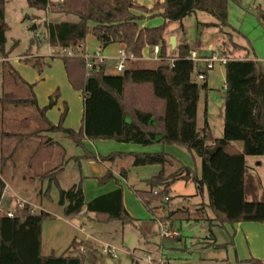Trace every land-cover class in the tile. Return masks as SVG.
Masks as SVG:
<instances>
[{"label":"trees","instance_id":"trees-1","mask_svg":"<svg viewBox=\"0 0 264 264\" xmlns=\"http://www.w3.org/2000/svg\"><path fill=\"white\" fill-rule=\"evenodd\" d=\"M7 1L0 0V58L4 60L2 70L10 77L15 76L19 80L18 84L26 88L32 97L18 99L7 91L3 93L2 101L14 106L32 105L44 114L54 105L53 101L39 109L32 91L33 85L24 82L7 62L10 57L4 50L8 31L4 18ZM26 3L29 8L44 13L47 0H26ZM227 3L228 0H163L148 10L137 6L133 0H62V4L52 7L50 11L75 16L78 22L45 24L46 41L52 48L77 51L85 37L91 34L101 48L120 44L133 58H140L145 47L160 46V58L165 62L168 46L164 36L168 23L181 22L186 16L200 12L215 20L214 27L227 28ZM134 11L144 14L158 12L157 16L163 19V24L157 27H140L139 21L143 19V15H137ZM255 16L264 26V10L256 7ZM240 49L246 50L234 43L225 45L222 49V54L228 60L224 64L221 138H213L206 124L201 129L197 127L200 90H205L206 84L203 82L199 86L195 82L193 74L200 72L202 67L195 66L188 59L190 49L186 45L177 48V56L173 58L172 65L164 63L153 70H124L116 75L107 74L104 63L87 69L81 57H61L70 86L82 94L81 125L78 131L62 128L65 107L60 123H48V130L62 132L83 150V140H111L142 147L158 144L185 148L200 159V176L197 177L194 169L184 166L169 175L161 170L144 181L148 190L134 191L145 207L153 202H163L170 186L175 182L191 180L199 193L206 191L207 206L215 217L210 220V224L219 227L236 223L264 224V200H255L258 188L254 186L251 191L246 190L245 162L247 156L264 158V73L255 61L230 59V55ZM23 62L39 74L47 66L41 58ZM39 135L3 133L2 138L20 143L30 136L39 137V146L30 157L28 167L34 176L55 179L62 168L57 166L47 169V164L55 156L56 143L47 136ZM235 144H239V148ZM14 149L13 147L12 151ZM211 149L214 150L209 153ZM11 156L12 154L1 158V167ZM127 156L132 158V166L163 167L168 162V156L164 152L112 153L101 157L84 150L80 158L112 162L116 158ZM80 158L74 160L78 161ZM121 174L124 175V171ZM110 181L115 182V190L87 203L83 200L81 183L73 185L67 191L60 190L58 204L63 208V215L72 217L84 211L94 214L95 221L100 224L115 220L122 224L132 223L122 203V188L112 173L107 171L97 179V184L103 186ZM2 189L3 182L0 180V193ZM48 217L50 215L45 212L32 213L29 206L16 210L13 218L1 217L0 264H83V255L79 254V249H91L88 241L73 240L69 248L57 256L41 254V224ZM248 261L250 264H264V259L250 258Z\"/></svg>","mask_w":264,"mask_h":264},{"label":"rangeland","instance_id":"rangeland-1","mask_svg":"<svg viewBox=\"0 0 264 264\" xmlns=\"http://www.w3.org/2000/svg\"><path fill=\"white\" fill-rule=\"evenodd\" d=\"M134 3L150 10L158 2L153 3L150 8L141 6L136 1ZM256 7L264 10V0H228V27L218 29L211 25L215 21L209 15L200 12L190 14L181 22L167 25L164 36L166 45L168 46L169 39L173 37L178 47L186 42L197 51L198 55H201L208 50L209 45L219 50L220 43L227 46L233 42L248 49L249 60L255 61L264 73V26L256 19ZM134 13H139L144 18L155 17L158 12L144 14L134 11ZM4 18L8 26L4 50L9 53V58L17 59L13 65L18 73L26 79H31L35 84L34 89L38 96L37 107L42 109L49 101L55 99L54 106L44 114L32 105L14 106L3 102V93L7 91L18 99H31L32 96L26 88L18 84L19 80L15 76L10 77L7 73H3L0 63V161L2 157L12 154L3 167L0 164V175L10 188L7 198L15 195L34 206L35 214L46 212L50 215L41 224L42 254L60 255L69 248L74 238L85 242L88 241L86 236H93L95 243L88 242L92 246L91 249L83 247L79 249V254L83 255V264H107L108 261L112 264H250L248 254H244L247 245L243 237L237 239L233 237V247H230L227 230L217 225H210V219L214 215L206 206L208 204L206 191L199 193L191 180L175 182L170 186L163 202H153L149 207H145L140 199L123 185L127 208L124 209L131 217L132 223L122 224L121 221L115 220L100 224L83 218V229L76 232L58 221L59 216L65 217L63 208L58 204L59 191L69 190L78 183L79 179L78 164L70 161L69 158L80 155L81 149L62 132L49 131L48 123L52 125L60 123L61 113L66 107L61 126L77 131L81 124L83 105L81 92L74 90L67 80L61 58H47L49 45L42 20L47 18L50 23H76L78 19L72 15L51 11L46 16L43 12L29 8L26 0H8L4 7ZM83 46L87 54L99 49L96 38L91 34L85 37ZM99 51L105 56L103 50ZM238 51L233 52L230 59H244L243 53ZM176 53L177 50L168 48V61L175 57ZM35 58L47 60L45 62L47 66L41 76L43 80L37 79L38 72L23 62ZM114 64V62L110 63L111 66ZM218 65L206 74V80L209 86L214 87L213 90H200L197 127L201 129L207 122L214 137L221 138L223 101L220 88L224 78L222 71L218 72ZM154 66L155 64L150 63L143 67L153 70ZM21 70L27 71L29 75H25L24 71L20 73ZM193 78L199 86L202 85L203 82L196 79V72ZM16 83L17 86H14ZM52 88L53 92L56 90V94L53 93L52 98L47 99ZM3 133L21 135L38 133L39 136L51 138L56 143L57 157L47 164V169L60 166L62 170L55 175V179L34 176L28 167V161L39 146V137L30 136L17 143L15 140L2 138ZM235 145L239 148V144ZM13 147L14 151H12ZM170 149V153L175 158L194 169L197 177L200 176L198 157L193 156L196 159L194 163L185 149L178 147ZM263 159V157H245L246 190L249 192L254 186L258 188L255 200H264ZM128 184H131L135 191L148 190L144 183L129 181ZM163 226L169 232L177 234V237L174 239L163 237L161 235ZM103 245L114 249L115 258L101 255L100 247Z\"/></svg>","mask_w":264,"mask_h":264},{"label":"crops","instance_id":"crops-1","mask_svg":"<svg viewBox=\"0 0 264 264\" xmlns=\"http://www.w3.org/2000/svg\"><path fill=\"white\" fill-rule=\"evenodd\" d=\"M133 1H136L141 6H146L147 8H150L153 3H155V2L162 3L163 0H133ZM137 15H141V14L137 13ZM162 24H163V19L161 17H158V16H155V17L145 16L142 20L139 21L140 27H157V26H160ZM214 24L215 23H211L212 26ZM166 31H167V26H166ZM97 44H98L99 49L96 51H99V50L102 51L103 50L105 56L108 58L105 62L106 73L111 74V75H116L113 72V68L117 63L116 57H117V54L119 51L124 50V47L120 44H110L105 48H101L100 43L98 41H97ZM181 45L188 46L190 51H191V49L193 50V48L186 42H183ZM111 46H116L117 48L111 49L110 48ZM219 46H220V49L218 51L222 52V49L224 48V46L221 43L219 44ZM238 46H240V45H238ZM240 47H243V46H240ZM168 48H171V47L168 45ZM177 48H178V44L175 42V47L171 48V49L176 51ZM243 48H245V47H243ZM210 49L215 50L212 48L211 45H209L208 50L205 51L204 53H202L200 56L207 55V53ZM80 51L82 53H86V54L88 53V52H86L84 46H82ZM238 53H243L242 55L245 56L244 59L249 60L248 54H247L248 49H246L245 51L238 52ZM176 56H177V53H176L175 57ZM238 59H242V58H238ZM16 60L17 59H15V58L14 59L8 58L7 62L10 63V65L13 67V69L17 72V74L22 78V80L24 82H26L29 85H33L32 91L35 95V98H37L38 97L37 92H36V89H34L35 84L32 83V80L26 79V77L25 78L22 77L21 74H19L18 71L15 69L13 64H15ZM3 61L4 60H2L0 58L1 64ZM166 61H168V56H167ZM44 62H47V60H45ZM112 62H114L115 64L111 66L110 63H112ZM150 63L155 64L153 69H156L157 67L164 64L165 62L164 61L159 62V61L153 60L152 59V48L151 47H145L141 52L140 58H133V59L126 62L124 70L147 69V68H144L143 66L150 64ZM198 65L201 66V64H198ZM22 71L25 72V75H27V76L29 75V74H27V71H25V70H21L20 73H22ZM221 71H222L223 78H224L223 84L220 88L221 89V91H220L221 92V98L223 101L225 70H224V66L218 65V72L221 73ZM42 73H43V71H42ZM42 73H40V74L38 73L39 77H37V79L43 80V78L41 77L43 75ZM205 84H206L205 90H208V91L213 90L212 88H214V87L209 86L207 80L205 81ZM53 93H56V90L53 92V88H52L49 90V96H47V99H51V95ZM36 102H37V99H36ZM54 102H55V99L53 100V103ZM49 103H50V101H49ZM205 124L210 128V130L212 132V129L209 126V124H207V122ZM222 124H223V111H222ZM80 125L76 129L77 131L79 130ZM212 135H213V133H212ZM213 138H216V137H214V135H213ZM216 139H218V138H216ZM82 145L84 147V150L87 151L88 153L94 154L96 156H101V157H106L112 153L131 154V153H157V152H164L168 156V162L163 167L160 165L132 166V158L129 156H127L125 158H116L112 162H99V161H93V160L80 158L84 154V150L81 149L80 155L70 157L69 159H70V161L76 162V164H78V177H79L78 183H81L82 195H83V200L85 203L91 201L92 199H94L98 196L107 194V193L116 189L117 186H116L114 181H110L109 183H107L103 186H100L97 184V179L103 177L107 173V171H110L112 173L114 179L119 181L121 188L123 185H125L128 187V189L131 193H134L135 189H133L132 186H130L131 184H128L129 181L130 182L132 181L134 183H136V182L144 183V181H146V180L150 179L151 177L157 175L161 170L164 171L165 175H169V174L175 172L176 170H178L180 168V166L189 167V166L182 164L179 159L175 158V156L170 153V151H169V150H171L170 148L177 147V146H162V145L155 144V145L148 146V147H142V146L134 145V144L117 143V142H114L111 140H105V141L104 140H99V141L83 140ZM178 148H181V147H178ZM182 149H185V148H182ZM188 154L192 157V160L195 163L196 159H194V157H193L194 155L190 154L189 152H188ZM55 157H57V152H55L54 159H55ZM77 157H79L80 159L78 161L74 160V158H77ZM197 159L199 160V165H200V163H201L200 159L199 158H197ZM258 165H261V164H258ZM189 168H191V167H189ZM121 171H124V175L121 174ZM0 179L4 183V181L1 178V175H0ZM258 182H259V180H258ZM125 199H126V197L124 196V192L122 189V203H123L124 208L127 209ZM88 215H91L92 217L91 216L88 217ZM83 218H87L89 221L96 222L94 219V214L85 213L84 211H82L79 214H77L76 216H72V217H63L62 218L59 216L57 218V220L60 222H63V224H65L71 230L79 232V230L83 229V225H84V223L82 222ZM214 218L215 217L213 216V218L210 220H213ZM210 225H213V224H210ZM222 227L227 230V234L229 235V241H232L230 244V247H233V237L235 239H237L238 237H241V238L243 237L245 239V242L247 245V251H244L245 252L244 254L245 255L248 254L247 255L248 259H250V258L258 259V260L264 259V224L236 223L233 225H227L226 224ZM86 238L88 239V242H91L92 244L95 243V239L93 236H86ZM73 240H75L76 242H81L76 238H74ZM236 246H238L237 242H236ZM41 251H42V245H41ZM41 254H42V252H41ZM43 256H45V255H43ZM195 259H197V258H195Z\"/></svg>","mask_w":264,"mask_h":264},{"label":"built area","instance_id":"built-area-1","mask_svg":"<svg viewBox=\"0 0 264 264\" xmlns=\"http://www.w3.org/2000/svg\"><path fill=\"white\" fill-rule=\"evenodd\" d=\"M60 4H62V0H47L46 8H45V15L47 16L50 12V9L52 7H58ZM44 24H48V19L44 18L42 20ZM49 45V44H48ZM83 44H81L77 51H71L66 50L60 47L52 48L49 46L48 50V57L50 59H53L55 57H81L85 63L87 69H92L95 65L99 64H105L107 57L101 55L100 51H95L92 54H86L82 53L80 50L82 48ZM220 52V54H218ZM46 58V57H45ZM133 59V57L130 54H127L125 50H121L118 52L116 57V65L113 68V72L115 74H121L124 71L125 64L127 61ZM152 59L155 61L161 62L162 59L160 58V46H154L152 48ZM188 59L196 66L198 64H201L202 70L200 72L196 73V79L201 82L206 81V74L208 71L212 70L215 65H223L228 60L221 51L218 50H212L210 49L205 56L198 55L197 51L191 50L189 52ZM173 59L168 61L169 65H172ZM10 192V188L7 184L3 183V189L0 193V218L6 217V218H13L14 213L16 210H21L25 206L31 207V212L34 213V206H32L30 203L23 201L19 197L12 195V197L7 198L8 193ZM161 235L163 237H166L168 239H174L177 237V234L174 232H169L164 226L161 228ZM101 255L115 258L114 249L103 245L100 247ZM82 251V250H81Z\"/></svg>","mask_w":264,"mask_h":264},{"label":"water","instance_id":"water-1","mask_svg":"<svg viewBox=\"0 0 264 264\" xmlns=\"http://www.w3.org/2000/svg\"><path fill=\"white\" fill-rule=\"evenodd\" d=\"M34 29H35V27L32 28V30H34ZM168 45H169L171 48H174V47H175V40H174L173 37H171V38L169 39V41H168ZM213 150H214V149L209 150V153H212ZM194 258H196V257H194ZM107 264H112V263H111L110 261H108Z\"/></svg>","mask_w":264,"mask_h":264}]
</instances>
